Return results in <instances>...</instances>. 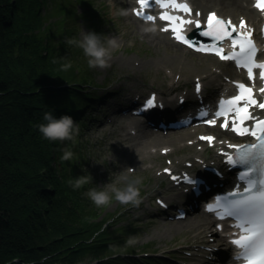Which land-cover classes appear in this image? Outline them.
Returning <instances> with one entry per match:
<instances>
[{"label": "trees", "instance_id": "16d2710c", "mask_svg": "<svg viewBox=\"0 0 264 264\" xmlns=\"http://www.w3.org/2000/svg\"><path fill=\"white\" fill-rule=\"evenodd\" d=\"M74 3L68 13L80 16ZM64 10V0H0V264H31L43 252L56 253L59 264H89L86 256H97L107 240L105 218L82 197L90 178L79 189L68 183L90 173L77 137L63 151L64 140L38 128L45 112L75 122L97 100L79 87L90 73L79 47L67 43L77 37Z\"/></svg>", "mask_w": 264, "mask_h": 264}, {"label": "rangeland", "instance_id": "374dc122", "mask_svg": "<svg viewBox=\"0 0 264 264\" xmlns=\"http://www.w3.org/2000/svg\"><path fill=\"white\" fill-rule=\"evenodd\" d=\"M65 1V12L62 17L67 16L71 28L76 34L77 40L82 39L85 31H96L102 33L104 36L116 37L119 47L112 51L109 66L106 68H89L88 57L84 55L83 49L81 58H86L84 61L89 68L90 75L83 82L81 89L90 88L99 95V99L103 101L94 105L92 112L89 110L85 114L79 116L74 122L78 128V132H74L77 137L79 145L83 149L84 156L82 162L86 173H89L90 182L85 187L82 197L86 200L84 193L90 189L100 190L106 185H115L117 188H123L127 183L139 179L140 183L136 185L139 189V204H122L117 201L114 196L109 203L98 207V213L103 216L104 230L101 233H106L107 240L103 244L104 249L97 255L92 256L88 254L86 259L89 264H115L119 260H127L133 264H137L140 260L136 258H153L160 259L164 262L152 261L146 264H175V260L170 259L169 255H177L182 253L188 255L187 252L197 251V255H213L212 251L217 248L220 251V246H225L223 250H228L225 242H218L217 238L220 236V231L213 233L215 238H210V242L205 246L188 247L182 245L189 237L196 233L194 230H189L187 233L181 232L175 234L172 231L171 223L173 220L163 217V213L159 211L157 198L168 195V174L164 171V167L170 165L174 159V152L179 153L178 147L175 145L160 144L151 146L154 151L153 157L141 158L142 149L140 146L132 147L125 139L128 131H133L136 140L141 139L142 130L149 131L150 128L140 125L139 132L131 123L135 120L141 123L139 119L130 114H124V110L118 109V102H123L124 92L128 91V85L136 87L144 81L153 83L155 81L157 88L163 97H169L177 100L178 96L191 92L195 87L194 79L197 74L194 71L187 74L185 70L181 75H175L173 72L168 75L167 72L171 70L170 67H162L155 64L144 63L139 71L136 72L131 64L122 61L124 56L133 57H151L158 58L166 43L161 44L155 39H149L143 36L140 32H134L140 29V24L131 18L132 13L129 11V4L127 0H74L75 9L80 16H72L70 12L72 8V0ZM68 2H70L69 8ZM212 6H203L198 9H209ZM214 9L218 10L217 7ZM205 11V10H204ZM82 14V15H81ZM261 14L259 15L260 19ZM236 17H239L236 16ZM54 20V17H52ZM74 37V36H73ZM170 48V46H167ZM180 55H184L187 59L199 65V61L207 63L213 62L215 65H222L217 57H207L197 52H183L180 47L176 46ZM175 49V47H173ZM136 75L134 80H131L133 75ZM230 73H224L222 76L214 75V81L220 79L228 80ZM194 85V86H193ZM143 98V99H142ZM136 104L139 105L145 99L142 97ZM84 117V119H83ZM144 117V116H143ZM83 120V122H80ZM220 129L218 127H215ZM212 130V129H210ZM215 131V130H212ZM166 134V133H165ZM134 138V137H133ZM200 144L196 145L201 148L206 147L205 151H200L203 158L211 159L215 157L214 146L206 144L200 140ZM66 147H62L63 151L69 148L67 141H63ZM168 150L167 153H164ZM186 152V149L184 150ZM169 153V154H168ZM71 161L74 164V161ZM201 159V156H196V162ZM187 159H184V165L187 164ZM193 163L194 161L191 160ZM131 169V171H128ZM164 176H163V175ZM91 176L93 179H91ZM177 176V175H176ZM127 177V179H124ZM173 182V181H172ZM178 190H180L179 186ZM183 188H181L182 190ZM84 194V195H83ZM87 197V196H86ZM88 198V197H87ZM180 199L175 196V200ZM173 201V202H174ZM94 204V203H93ZM115 215L111 219H107ZM196 213L194 214V217ZM186 218L185 220H187ZM108 224V227L106 225ZM213 228L216 227L212 224ZM169 228V229H168ZM98 234V233H97ZM212 239V240H211ZM102 245V246H103ZM159 252V253H158ZM40 259L30 260L31 264H59L56 260V253L43 252ZM49 257L54 260L48 263ZM56 260V261H55ZM14 258L5 264H15ZM18 264V263H17ZM144 264V263H143Z\"/></svg>", "mask_w": 264, "mask_h": 264}, {"label": "snow or ice", "instance_id": "6c2138e0", "mask_svg": "<svg viewBox=\"0 0 264 264\" xmlns=\"http://www.w3.org/2000/svg\"><path fill=\"white\" fill-rule=\"evenodd\" d=\"M152 2L164 9L171 7L184 13H192V8L186 0L182 3L178 0H152ZM139 4L141 9H147L150 6V0H139ZM255 6L264 12V0H256ZM136 15L143 16L149 21L156 19L152 15H146L142 10H137ZM160 19L170 22L163 31L171 29L176 40L195 48L196 51L215 53L222 60L235 61L238 67L247 69L250 79L255 78V69H261L260 77L264 78V62H258L256 59L258 48L253 40V31L248 29L243 18L240 19L239 26H237L230 18L224 19L216 12H210L207 16L206 27L200 31L201 36L211 38L210 43H201L198 40L189 39L185 35V25L195 24L198 29L201 28L199 20L185 19L183 16L173 15L168 11H164ZM226 38L231 39L233 48V51L228 54H225L223 47L218 46ZM236 86L239 89L238 94L230 98L219 99L218 110L214 115L215 117H224L222 127L225 129L229 127V118H231L232 131L240 136L251 135L257 142L229 145L230 148L235 149V153H223L226 156V163L237 170L239 183L234 185L236 190L229 191L226 195L217 196L216 203L209 204L208 210L215 212L220 219H234L236 223L232 227L241 230L242 234L231 241L234 246L241 249L233 257L235 260H243L245 264H264V118L257 117L250 110L253 107L264 110V102L257 99L252 87L242 82H237ZM200 90L201 85L197 81V93ZM260 91L264 93V89ZM157 106L156 98L153 96L143 105V110H150ZM233 113L234 115H231ZM199 117L204 118L203 122L209 125L217 123L216 119L209 118L210 111L207 108H202L199 111ZM248 121L253 122L251 127L246 124ZM200 139L214 141L212 136H202ZM164 171L171 173L170 169ZM171 179L176 181L178 177L173 174ZM184 180L194 189L201 184L200 178L190 174H185ZM241 184L244 185L242 190Z\"/></svg>", "mask_w": 264, "mask_h": 264}, {"label": "bare ground", "instance_id": "6f19581e", "mask_svg": "<svg viewBox=\"0 0 264 264\" xmlns=\"http://www.w3.org/2000/svg\"><path fill=\"white\" fill-rule=\"evenodd\" d=\"M129 3V11L132 13L131 18H133L135 21H137L141 28L134 30V32H140L143 36L149 38V39H155L158 43H166V47L163 49V53L160 54L158 58L155 56L151 57V61L149 60L150 57H133V56H124L122 58V61L131 64L132 68H134L137 71H139V68L144 63H150L155 64L162 67H170L171 70L167 72L168 75H171L172 72L175 75H181L183 73V70L187 74H190V72L194 71L197 72L195 79H194V85L197 84V81H199L200 85L203 86L201 88L200 92H195L196 90H193L189 93H186V101H195L197 100L198 103H200L201 98L208 97L207 95H213L218 94L222 91H232L231 82L229 80H223L220 79L219 81H214V75L218 74L219 76H222L224 73H232L233 71L236 72H242L241 68H236L232 65L231 61H223L220 60L222 65L220 66L215 65L213 62L208 61L207 63L203 61H199V65L195 63L190 62L186 56L180 55V52L178 51L177 47H180V50L183 52H190L192 51L190 48L186 47L185 45L177 42L173 36L168 31H163L164 27L161 22L159 21H144L143 19L138 18V16L134 13V5L135 0H127ZM112 2H115V0H112ZM192 3L194 5L193 10V16L196 18H200L203 15V11L206 13L209 10H213L214 7H217L218 10H216L219 13V16L225 19H234L238 20L240 17H246L248 21L251 24H255L259 14L261 12L251 3V0H192ZM203 6H212L209 9H200ZM215 10V9H214ZM199 13V15H197ZM191 15V16H192ZM239 17H236L238 16ZM72 35V34H71ZM167 46H170L167 47ZM175 47V49L173 48ZM201 55H205L207 57H216L214 54L210 53H201ZM136 78V75L134 74L131 80H134ZM158 85L155 81L153 83H149L147 81H144L140 85H135L136 87L128 85V91L126 92L124 96V100L122 102L123 107H127L129 105L134 104V108L137 109L138 105L136 104L142 97L149 98L151 95L155 96L157 107L147 110L146 114L150 116L153 120L157 117H171V116H177L180 117L179 111H182L183 106L182 104L176 102L174 99L169 97H163V94L154 86ZM211 89V90H209ZM192 90V89H190ZM203 91H206L205 93ZM184 94H182L183 96ZM143 99V98H142ZM141 99V100H142ZM208 102L212 103L211 99L208 97ZM261 113L262 111H258ZM261 115V114H260ZM136 116L138 117L139 121L141 123L136 122L135 120H132L131 123L134 124V127H136V130L139 132L141 129L139 126L144 123L145 119L142 118V116L138 115L136 113ZM215 131H212V130ZM144 132V137L141 136L140 140H136V137L134 136L132 131H128L125 139L130 143V146H140L142 149L141 158H138L140 160L145 159L147 157H153L155 155L154 151L150 148L151 146L160 145V144H167L168 145H175V147H178L179 153L174 152V164L169 165V167H172V173L182 172L180 176H184L187 171L190 170V168H183L182 170H178L179 166L183 165V158L185 156L190 157L191 160L196 159V154L200 152L201 150H196V145L200 144V134H208L213 133L216 135V139L214 140V146L216 148V159L212 160V162L217 164L219 166V169L221 171L226 170L227 164L225 165V162L222 160L221 155V149H227L228 142H231V140H226L225 137L222 135H231L232 131L228 128L225 131L217 130L216 128H211L206 125H191L186 128L178 129V130H168L165 134L163 131H159V129H153L152 131ZM134 137V138H133ZM209 142V141H207ZM212 143V142H209ZM205 148V147H204ZM186 149V153H182ZM197 149H199L197 147ZM206 149V148H205ZM185 152V151H184ZM169 154V153H168ZM176 155H179V157H175ZM201 155L200 154H197ZM220 157V158H219ZM199 165V166H198ZM198 166V167H196ZM193 172H197L195 175L198 178H202V176H199L200 173H204L206 175V182L211 183L215 181H222L224 179H220L215 172H217L218 169L211 171L208 167H211V162L207 161L204 163H201L200 161L197 163H194ZM199 167H202V171L200 172L197 170ZM33 172H37V169L31 168ZM199 173V174H198ZM230 172H227L224 176L227 178H230ZM163 175V174H162ZM236 175V172L232 174V176ZM164 176V175H163ZM195 177V176H193ZM29 180L32 181V184L36 186L37 181L35 178L31 179V177H28ZM180 182L182 184H186L188 187L191 186L188 184L185 180L181 178ZM218 186H221L217 183ZM205 186H200V188H204ZM196 188V187H195ZM217 187L212 186L210 189V192L213 191ZM170 191L173 190V187L169 188ZM174 190L177 191L178 187L175 186ZM203 192L202 194H204ZM201 194V195H202ZM185 195V192H178L176 195L172 196V199L175 196H179L181 199ZM164 199V198H162ZM166 199V198H165ZM198 197H196L193 194H189V196L186 198L185 201H183L184 204H190L194 203ZM183 207V206H182ZM191 213V211H190ZM194 214L190 216L187 220L184 219H178L171 223L170 228H172V231L177 234L179 232L181 233H187L188 237L191 235L189 230L196 231L195 234H193L189 239L190 242L187 243L188 247H194L196 246H205L207 243L210 242V238H215V235L213 233L217 232L218 229L215 227L213 228V217L211 214L206 213L205 211L196 210V216L194 217ZM169 229V228H168ZM222 236L217 238L218 242H224L225 236L222 232H220ZM211 239V240H212ZM224 255V252H221L219 255V259L221 261H218L216 263L212 264H225V262L222 261V257ZM204 257L200 258L201 260L208 261L211 257L209 255H203ZM227 264H230L227 263Z\"/></svg>", "mask_w": 264, "mask_h": 264}, {"label": "clouds", "instance_id": "9594fccd", "mask_svg": "<svg viewBox=\"0 0 264 264\" xmlns=\"http://www.w3.org/2000/svg\"><path fill=\"white\" fill-rule=\"evenodd\" d=\"M69 45H76L83 49L84 55L88 57L89 68H106L109 66L112 51L119 47L116 37L104 36L96 31H85L82 39H69ZM70 65H65L66 70ZM43 119L46 123L38 125L40 133L43 137L51 141L56 140H72L74 132H78V128L74 124V120L70 115L64 114L60 117H55L52 112H45ZM70 152H65L62 159L68 160L71 158ZM128 171H131L129 169ZM89 176H80L75 182L68 183L73 189L81 188L85 183L89 182ZM91 179L93 177L91 176ZM127 179V177H124ZM140 183L139 179L133 180L126 184L123 188H117L115 185H106L104 188L97 190L95 188L84 193L92 202L101 207L109 203L110 199L114 198L122 204H139V189L136 187Z\"/></svg>", "mask_w": 264, "mask_h": 264}, {"label": "built area", "instance_id": "2783aa9c", "mask_svg": "<svg viewBox=\"0 0 264 264\" xmlns=\"http://www.w3.org/2000/svg\"><path fill=\"white\" fill-rule=\"evenodd\" d=\"M17 263H18V260H17ZM18 264H21V263H18Z\"/></svg>", "mask_w": 264, "mask_h": 264}]
</instances>
